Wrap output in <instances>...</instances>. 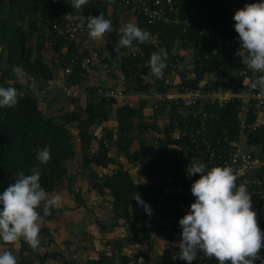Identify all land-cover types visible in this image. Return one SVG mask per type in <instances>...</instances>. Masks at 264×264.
I'll return each mask as SVG.
<instances>
[{
	"label": "trees",
	"instance_id": "trees-1",
	"mask_svg": "<svg viewBox=\"0 0 264 264\" xmlns=\"http://www.w3.org/2000/svg\"><path fill=\"white\" fill-rule=\"evenodd\" d=\"M71 1L0 0V48L1 51H8L6 59L12 75L15 72H29L44 87L50 85L55 78V71L47 64L43 54V40L47 37L51 49L59 56V63L54 67L64 74L65 86L70 91L71 88L81 87L88 73L82 61L89 51L80 55L76 40L59 35L53 29L56 19L62 21L69 15ZM220 2L222 0H175V6L180 8V18L188 19L192 24L187 30L174 24H150L147 17L133 10L134 4L127 10L120 1L115 0H79L78 4L84 8V14L91 22L105 19L109 9H112L108 35L114 40L119 36L117 30L121 25L119 12H133L136 17L135 28L126 30V41L129 46L137 48L138 53L124 56L119 65L114 49L109 50V58L102 59L107 64L106 70L109 71L106 73L111 79L117 78V68L125 83L136 82L132 86L133 91L145 93L152 89L156 94L165 96L172 88L165 84L173 71L169 62L177 65L183 60L181 56L173 54L174 49L178 48L192 51L195 61V77L183 76L180 87L202 88L205 93L232 91L238 95L244 89L246 79V74L240 73L246 70L250 75L251 70L244 64L242 57L234 55V48L227 46L226 41L234 31L233 26H249L252 20L264 32V0H252L234 12L223 11ZM27 17L30 31L24 27ZM74 19L78 20L76 17ZM197 27L215 31L218 38L197 35ZM35 31L42 38L37 45L30 44V36ZM262 39L258 46L252 45L248 39L240 42L247 55L264 63V36ZM99 54L102 56L103 52L99 51ZM166 56L170 61L165 60ZM154 57L163 62L164 71L156 80L145 82L144 77L154 67ZM73 60L76 65L70 74H66L65 69ZM208 72L215 73L214 79L201 87ZM100 84L90 88L85 106L80 100H72L73 109L60 112L57 116L47 115L40 108L35 93L27 91L25 82L18 81L16 76L13 83L5 84L0 95V245L12 246L19 241L21 256L31 251L30 244L35 245L39 240L35 230L38 203L44 195L60 185L73 197L78 207H87L82 192L74 189L77 176L69 168V163L80 153L82 167L90 171L95 189H106L112 198L111 211L115 223L103 224V229H112L122 220L130 233L127 244L126 238L109 240L106 244L110 250L98 252L97 259L91 258L86 264H140L141 259H146V264H150L147 255L154 252L155 241L164 232L158 226V222L163 219L157 212L166 214L164 218L174 217L178 222L189 221L192 215L181 210L180 206L183 203L194 206L200 198L205 207L203 218L190 231L176 225L170 230V236L174 237L176 233L187 238L205 235L208 244H217V257L209 258L206 264H264V235L261 231L264 219L258 222L243 206L244 201L257 197L252 191H258V187L253 185L242 194L236 182L225 196H213L201 188L205 172L199 174L197 170H188L185 166L188 162L182 161L186 153L189 161L199 154L207 169L211 166L210 157L215 155L217 165H221L223 160L219 155H228L234 148L231 143L244 133L249 146L260 148L261 166L255 172V177H264V127L260 126L254 132L246 129L256 120L252 102L244 108L242 98L232 97L223 103L216 101L213 104L198 100L196 105L188 107L181 98H164L159 108L163 114L164 109L169 107V123L159 138L153 142L140 138L138 150L131 152L136 140L135 130L139 129L144 134L150 127L143 113L146 102H142L139 108L129 104L117 107V99L98 93ZM108 90L116 88L105 89ZM259 90L256 83L253 92ZM113 112L117 127L114 130L103 128L102 137L97 138L92 128L108 122ZM203 113L207 114V125L200 132ZM242 113L246 114L243 122L240 118ZM176 132L179 133L178 139L174 136ZM96 141L97 148L94 146ZM113 149L117 154L124 152L131 162L140 166L148 180L136 182L131 172L110 154ZM115 165L116 170L110 174L102 172ZM167 187H172L174 191H166ZM186 191L188 195H185ZM151 200L153 208L149 213L143 208ZM262 201L264 204V199ZM137 208L142 209L140 214L135 213ZM141 217L143 222L139 223ZM40 232L47 235L49 229L42 228ZM137 244L143 245L144 251L124 254L126 247ZM188 251V247H182L175 260H171V248L168 247L161 257L165 260L160 264H195L182 257ZM39 259L40 264H45L49 259L62 264H74L51 250L39 255ZM0 264L6 263L0 261ZM15 264L31 262L23 258Z\"/></svg>",
	"mask_w": 264,
	"mask_h": 264
},
{
	"label": "rangeland",
	"instance_id": "rangeland-1",
	"mask_svg": "<svg viewBox=\"0 0 264 264\" xmlns=\"http://www.w3.org/2000/svg\"><path fill=\"white\" fill-rule=\"evenodd\" d=\"M138 0H134V2H137ZM252 0H222L220 2V7L222 8L223 11H236V10H241L244 6L248 5L249 2ZM71 6L68 8V16L71 18H75L82 21L84 23V30L82 33L79 35L77 40L75 41L77 44V52L82 55L85 51H89L90 49L98 50L101 52H104L109 54L110 51L113 49L115 50L114 52L116 53L115 58L117 60V63L121 62L122 58L124 56L129 55L130 53L135 52L136 54L138 53V49L135 47H131L127 44V37H126V30L127 29H134L136 26V17L133 15V12L131 13H126V12H119V23L121 24L119 28L123 30V34L117 36L116 40L111 38L108 34H102L98 36H92V25L94 22H91L88 17L84 14V8L80 7L79 0H72L71 1ZM112 9H109L108 13L105 15V21L107 23H111L112 20ZM28 17L26 18V21L24 23V27L27 29V31H30V24H29ZM91 28L87 29V27ZM33 29V28H32ZM45 33V32H44ZM46 34V33H45ZM40 33L38 31L34 32L33 36H30V44L37 45L41 41ZM44 39V38H43ZM47 39V37H46ZM44 39L43 41L45 42L44 47H43V54L45 57V61L49 66H52L54 71H55V78L53 81L50 82V85L48 87H44L43 83H40L37 80H34L32 75L29 72H15L13 75L9 72L8 68V60L6 59V56L8 55V51H1L0 48V53H3V55H0V95L2 94V90L5 86L6 83H13L14 82V76H16L18 81L25 82L27 86V91H33L35 93L36 98L39 101L40 108L45 111L47 115L51 116H57L60 112L71 110L74 107V104H72V100H80L83 101V105H85L86 97L88 94L91 93L90 88L93 86H97V84L101 83L98 85V93L100 95L107 93L108 91H105V89L110 88V87H115L116 90H121L124 95L128 94L131 96L130 99H125L128 102H131L133 105H137L138 107L142 104V102H146V109L143 111L144 113V119L146 123L150 124V127L147 128V131L144 134H141L139 129H136L134 132V135L136 136V140L134 141L133 145L131 146V152H135L139 148V139L140 138H145L148 142H153L156 140V138H159L162 134V130L167 126L169 123V118L171 117V112L169 110V107L167 109H164V113L161 114V110L155 109L154 106L155 104H159V107L162 106L163 102H161L154 90H150L145 93H140L132 90V86L136 84L135 81H132L130 83H125L124 78L121 74L120 69L116 68V79H111L110 76L107 75V70H106V63L101 59L97 60L94 65H90L88 69L90 70L89 72H92V77L91 73H87V78L86 80L82 83L84 86L79 89H73L71 88V91L69 88L65 86L64 83V74L60 73L58 69L54 67L55 64L59 63V56L57 53H55L49 44V41ZM110 50V51H109ZM173 54L178 55L179 57L181 56L183 58L182 61H180L177 65L173 64L170 59L166 56L165 60H169L170 65L173 68L172 73L170 74V79L173 81V83L176 84V86H173L170 88V91L168 95L170 98H177V93H178V87L179 84H181V81H183V76L186 78H194L195 74L193 72L194 69V57L192 51H181L178 48H175L173 51ZM2 56V57H1ZM153 68L150 69V73L144 77L145 82H152L160 76L163 71H164V64L163 62L159 61L156 59V57L153 58ZM94 67V68H93ZM95 69V70H94ZM248 71H246V79H245V87L244 89L240 92V94H235L232 91H211L208 94L210 96L211 100L213 103L215 101L218 102H225L226 100L232 98V97H240L243 100V103L245 104L244 108H246V105L251 101V94L253 92V87L256 86V83H258L259 76L255 74L254 72L250 71V75L247 74ZM90 74V75H89ZM215 73L208 72L205 75L204 81L201 83V87H204L207 83L209 84L213 79H214ZM112 80H115L114 82ZM73 89V90H72ZM202 89V88H201ZM244 95V97H242ZM116 99V97H115ZM205 99H208L206 96ZM118 100V99H117ZM210 100V101H211ZM115 111V107H114ZM185 113H187V110H184ZM111 119L115 120V112L112 113ZM259 120V118H258ZM112 126L113 124L110 123ZM103 128L106 127H94L92 128V131L97 134L98 136L103 135ZM101 129V130H100ZM108 129V127H107ZM75 135H77L76 130H72ZM99 134V135H98ZM159 134V135H158ZM179 133H175L174 136L178 135ZM244 133L241 134L239 137V147L243 150H247L249 152H252L254 155L259 157L258 151L255 150L254 148H251L248 146V143L245 142L244 139ZM95 148H97L98 143L97 141L94 143ZM110 154L114 157L117 158L118 162H120L126 169H128L134 180L136 182H145L148 179L143 175L141 167L136 165L135 163L131 162L128 157L125 155L124 152H120V154L116 153V150L113 149ZM187 154L184 156L182 161H184L185 166L188 170H197L198 173L200 174L201 171L204 172L205 169V164L203 162V157L202 155L196 154L192 160H187ZM69 168L72 173H74L77 176V181L74 186V189H80L82 192L83 198L85 199L87 203V207H82V212L80 216H85V220L81 219V221L78 222V217H67L64 215L62 219H58V223L55 222V225L52 227H46L44 223H41L40 219H37L36 216V233L39 236V240L35 245L30 244V248L32 249L31 251H26L20 255V243L19 241L15 242L11 247L7 249H3L0 245V261L6 264H15L20 261L21 258L26 257L30 260L33 261L34 264H39V255L43 254L46 251L47 244H54L55 249L58 248V243H56L55 240L52 238V234L49 232V234L45 235L43 232H40L42 228H48L50 230H54V232L59 233L61 229H63L60 233H63L59 240H61V243L65 241L66 236H68L69 231H72L74 233H79V236L74 239L75 245L73 248H71L69 251H64L65 253H70L71 258L76 259L75 255L78 254V250H83V253L85 256L80 255V262L83 264L85 259H88L89 257L95 256L94 254H97L96 252L98 250L104 249L106 246L102 244L106 239L108 238H113L112 240L116 239L118 236L126 238V242L128 243V236L129 232L126 230V225L124 224V221L120 220L119 224L113 227L112 229L105 230L103 229L102 225L103 224H113L115 221H113V213L111 211V202L112 198L109 194V192L104 189V190H98L93 187V183L91 182L90 179V171H87L85 173L82 163H81V155L80 153L76 156L75 160L69 163ZM116 168L115 166H111L109 169L103 170L102 172L110 174L112 171ZM61 187V186H60ZM61 192H63L62 196L58 197L57 204H60V199H63L65 196L64 191H66L65 188L59 189ZM166 191H174L172 187H167ZM67 195L68 192L66 193ZM185 195H188V192H185ZM74 200V199H73ZM137 201L140 200L136 199ZM75 202V201H74ZM153 208V201L151 200L148 204L144 206V210L146 212H149ZM140 208H137L135 210L136 214L141 213ZM135 214V215H136ZM62 215V214H61ZM158 216H161L163 221L158 222L159 228L161 227L163 232V235L158 236V238L155 241V250L152 254L147 255L149 259L150 264L158 263L160 264L163 262L165 259L161 258L165 254V249L168 247L171 248V260H175L178 251L186 246H199L201 241L202 243H205L206 241L203 239H198V240H192V237H184L178 238L179 236H170V230L172 231L173 227L178 225L179 227H185L186 229L193 230L194 226L197 225L199 220L203 218L204 214L202 215H197L192 217L189 221H181L178 222L176 218L174 217H169V218H164V216H167L166 214L162 212H157ZM260 215L263 216L264 219V209L260 213ZM60 216V215H57ZM78 216V215H77ZM83 218V217H82ZM159 218V217H158ZM143 222V218L141 217L139 220V223ZM88 224L85 225V224ZM87 226V227H86ZM88 228L87 231L85 229ZM60 229V230H59ZM67 231V232H66ZM94 232V233H91ZM59 233V234H60ZM86 234V235H85ZM175 235H178L177 233ZM57 236H59L57 234ZM105 236V238H103ZM109 236V237H108ZM112 236V237H111ZM108 237V238H107ZM55 238V236H54ZM101 241V242H100ZM61 243H59V246L61 248ZM64 250H67L65 248V244H63L62 247ZM127 249L124 250L125 253H130L131 251L134 252H140L143 250V245L138 244L134 245L132 247H126ZM145 248V246H144ZM75 254H73L72 253ZM144 251V250H143ZM192 255V254H191ZM190 253H185L183 254L182 257L189 259L190 258ZM146 259H141L140 264H146ZM79 263V264H81ZM48 264H61V263H56L51 260L48 261Z\"/></svg>",
	"mask_w": 264,
	"mask_h": 264
},
{
	"label": "built area",
	"instance_id": "built-area-1",
	"mask_svg": "<svg viewBox=\"0 0 264 264\" xmlns=\"http://www.w3.org/2000/svg\"><path fill=\"white\" fill-rule=\"evenodd\" d=\"M120 1L121 6L127 10L131 4H134L133 10H137V14L144 15L147 17L148 23H165V24H174L175 26L182 27L183 30H187L191 27V22L188 19L180 18V8L175 6V0H143L134 2V0H115ZM63 12V11H62ZM109 23H107L104 19H97L92 25V36H98L102 34H108L109 32ZM234 31H232L229 39L226 41L227 46H231L234 48V55L238 57H242L244 60V64L248 65L250 70L259 76L258 85L260 90L258 92H252L251 94V105L253 107L254 115L256 116V120L253 124L247 126L249 132H254L260 128V122L258 120L259 116L264 112V63H262L259 59L255 57H251L246 54V49L244 45L240 42L241 40L248 39L252 42V45L258 46L263 41L264 32L257 27L256 21L252 20L249 26L241 25V26H233ZM53 29L59 35H66L70 40H77L79 35L84 30V23L80 20H75L74 18L69 17L68 15L62 19V21L56 19L53 22ZM119 35L123 34V30L118 28L117 30ZM195 33L200 36H207L211 39H217L216 32L206 28V27H197L195 28ZM134 56L135 52L132 53ZM110 53L107 54L105 51L103 55L100 56L98 50L90 49L89 55L85 57L82 61L83 67L89 72L88 67L90 65H94V63L103 58H109ZM75 61L73 60L65 69L66 74H70L75 67ZM109 69H107V72ZM240 74H246V70L242 71ZM165 84L173 87L176 84L170 78H167ZM178 90H184L183 92L177 93V98H181L184 101V104L188 107H192L197 104L198 100L202 102H207L209 104H213L210 96L206 94L201 88L198 89H184L182 87H178ZM209 93V92H208ZM105 96L108 98H120L124 96V93L120 90H108L105 93ZM208 99H205V97ZM158 99L162 102L164 98L171 99L167 94L157 95ZM211 100V101H210ZM216 102V101H215ZM214 102V103H215ZM155 109L159 108V104H155ZM241 121L243 122L246 119V114L242 113L240 115ZM207 114L203 113L201 117V126L202 129L200 132L204 131L206 128ZM245 127V125L243 124ZM244 135L245 142L247 143L248 137L246 134ZM175 138H179V134L175 136ZM239 140V139H238ZM234 141L231 143V146L234 148L230 150L228 155L222 157L219 155V158L222 161L221 165L216 163V156L212 155L210 157V167L205 168V180L201 183V188L204 191L211 193L213 196H225L229 189H233L236 182H238V189L240 193H244L251 186L255 185L258 187V191L253 190V194L257 195V197H252L250 201H244L243 206L246 209V212L250 214V216L256 219L258 222L263 220V216L260 215L262 210L264 209L263 199H264V177H255V172L261 166V162L259 157L254 155L252 152L247 150H243L239 147V142ZM193 189V186H190ZM200 201H196L195 205L192 206L189 203L181 204L180 208L184 212H187L194 217L197 212L199 214H205L203 211L204 204L201 202L203 199L200 198ZM191 217V218H192ZM215 217V216H214ZM264 235V227L261 229ZM203 239L206 241L205 235H197L192 237V240ZM199 246H188L190 253V258L188 261H193L195 264H206L207 260L211 257H217L219 253V247L217 244H208L207 241L202 243L201 241ZM187 253V254H188Z\"/></svg>",
	"mask_w": 264,
	"mask_h": 264
},
{
	"label": "crops",
	"instance_id": "crops-1",
	"mask_svg": "<svg viewBox=\"0 0 264 264\" xmlns=\"http://www.w3.org/2000/svg\"><path fill=\"white\" fill-rule=\"evenodd\" d=\"M135 21H136V19H135ZM136 23V22H135ZM95 70V69H94ZM89 73H91V77H92V72H89ZM90 75V74H89ZM113 81V80H112ZM114 82V81H113ZM84 86V84L83 85H81V87L80 88H82ZM77 89H79V88H77ZM242 97H244V95L242 96ZM131 98V96H129L128 94H126V96L124 95V96H122V97H120V98H116V99H118L117 101H118V104H117V107L118 106H123V105H125V104H129L130 106H133V107H136V108H139L137 105H133L131 102H128V101H126L125 99H130ZM85 101H87V97H86V99H85ZM81 102V104L83 105V101H80ZM72 104H73V102H72ZM83 106H85V105H83ZM116 108V107H115ZM146 108H144V110H145ZM259 122H260V125L261 126H263L264 127V112L259 116ZM110 123H112L113 124V127L112 126H108V125H110ZM102 127H108V129H115L116 127H117V121H115V120H113V119H111V121H108V122H106V123H104L101 127H99V128H101L102 129ZM94 129H95V127H94ZM100 129V130H101ZM103 132V131H102ZM94 133H95V130H94ZM96 134V133H95ZM97 135V134H96ZM99 135V134H98ZM159 135V134H158ZM99 138H101L102 136H98ZM249 146V145H248ZM249 147H251V146H249ZM251 148H254L255 150H257L258 151V154H260V148H258V147H251ZM117 159V158H116ZM109 169V168H108ZM106 170V169H105ZM114 170H116V168L114 169ZM85 171V173L87 172V171H89L88 169H86V170H84ZM111 171H113V170H111ZM87 174V173H86ZM90 176V175H89ZM91 182L93 183V187H94V182L91 180ZM61 186V185H60ZM58 186L54 191H52V192H50V193H48V194H46V195H44V197L39 201V203H38V216H37V219H40V221H41V223H44V225L46 226V227H52L53 225H55V222L56 223H58L59 221H58V219H59V217H60V219H62L63 217H64V215H66V218H68L69 217V214H70V217L71 216H73V217H78L79 219H78V222L79 221H81V219H84L85 220V216H80L81 215V212L83 211L82 210V207H78L77 206V204L74 202V200H73V197L71 196V195H67L66 193H67V191H64V194H65V196L63 197V199H60V204H57V200H58V197L60 196H62L63 194V192H61L59 189H62V188H64L63 186ZM78 190V189H77ZM80 190V189H79ZM101 190H104V189H101ZM98 191V190H97ZM100 191V190H99ZM51 210H52V212H51ZM62 214V215H61ZM67 214H68V217H67ZM57 215H60V216H57ZM78 215V216H77ZM83 217V218H82ZM85 225H87L88 226V224L86 223ZM86 226V227H87ZM60 230V229H59ZM63 229H61L60 231H59V233L62 231ZM88 230V228H86L85 229V231H87ZM51 234H52V238H53V240H55L56 241V243H58V248L57 249H55V247H54V244H47V248H46V250H51V251H53V252H58V253H60L61 254V256L65 259V260H68V261H73L74 262V264H79V263H81L80 262V255L81 256H85V254L83 253V250H81V253H80V250H78V254H74L73 253V251H72V253L75 255V257H76V259H74V258H71V255H70V253H65L64 251H69L71 248H73L74 247V245H75V241H74V239H76V237H78L79 236V233H74L73 232V230L72 231H69V233H68V236H66V234H65V241H63V243H61V240H59L58 238H60L61 236H62V234L63 233H57V232H54V230H50L49 231ZM67 232V231H66ZM91 233H94V232H91ZM57 234L59 235V236H57ZM86 235V234H85ZM54 236H55V238H54ZM176 236H179L178 238H182V239H184V237H181L179 234L178 235H175V237ZM109 237V236H108ZM107 237V238H108ZM112 237V236H111ZM103 238H105V236L103 237ZM117 238H124V237H121V236H118ZM116 238V239H117ZM113 238H108V239H106L104 242H102V244L104 245V246H106L104 249H100V250H98L96 253L97 254H94L95 256H92V257H89L88 259H85V261H84V263L83 264H86L87 263V260H89V259H91V258H93V259H97V257H98V252H100V251H104V250H110L109 249V247L107 246V242L109 241V240H112ZM188 239V238H187ZM115 240V239H114ZM101 242V241H100ZM20 243V242H19ZM59 243H61V248H60V246H59ZM63 244H65V248L67 249V250H64L62 247H63ZM125 244H127V242L125 243ZM138 245V244H137ZM132 246H134V245H132ZM131 246V247H132ZM3 249H7V248H9V247H11V246H5V245H2L1 246ZM125 249H127V248H125ZM124 249V250H125ZM20 253V252H19ZM110 253V252H109ZM131 253H133L132 251L130 252V253H125L124 252V254H127V255H130ZM111 254V253H110ZM23 258H24V260L25 261H27V262H31V264H34L33 263V261L32 260H30V259H28V258H26V257H24L23 256ZM23 258H21L20 260H22ZM49 260H51V261H53V262H56V263H61V262H58V261H56V260H52V259H49ZM49 260H47L46 261V263L45 264H48V261ZM39 264H40V259H39ZM62 264V263H61ZM82 264V263H81Z\"/></svg>",
	"mask_w": 264,
	"mask_h": 264
}]
</instances>
